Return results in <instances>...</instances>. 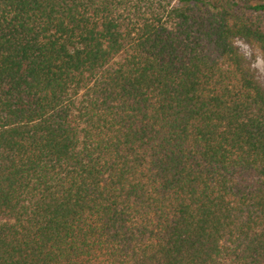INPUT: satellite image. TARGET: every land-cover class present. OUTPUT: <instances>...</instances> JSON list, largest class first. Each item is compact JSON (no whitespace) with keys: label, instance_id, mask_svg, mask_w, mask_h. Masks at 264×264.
Listing matches in <instances>:
<instances>
[{"label":"trees","instance_id":"16d2710c","mask_svg":"<svg viewBox=\"0 0 264 264\" xmlns=\"http://www.w3.org/2000/svg\"><path fill=\"white\" fill-rule=\"evenodd\" d=\"M264 0H0V264H264Z\"/></svg>","mask_w":264,"mask_h":264},{"label":"rangeland","instance_id":"374dc122","mask_svg":"<svg viewBox=\"0 0 264 264\" xmlns=\"http://www.w3.org/2000/svg\"><path fill=\"white\" fill-rule=\"evenodd\" d=\"M236 46L247 57L257 79L264 85V53L258 46L244 40H237Z\"/></svg>","mask_w":264,"mask_h":264}]
</instances>
